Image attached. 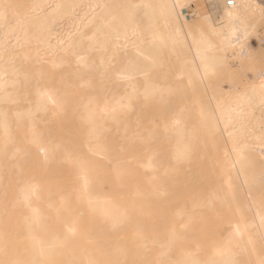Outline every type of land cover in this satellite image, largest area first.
Masks as SVG:
<instances>
[{
  "label": "rangeland",
  "instance_id": "1",
  "mask_svg": "<svg viewBox=\"0 0 264 264\" xmlns=\"http://www.w3.org/2000/svg\"><path fill=\"white\" fill-rule=\"evenodd\" d=\"M147 1L159 2L105 0L118 17L108 24L130 17L139 29L117 46L111 26L97 32L98 16L76 25L83 3L56 18L50 0L28 20L0 101V264L48 263L55 251L58 264H249L257 255L241 246L264 227L263 203L246 199L264 181V0L238 16L242 52L218 42L233 22L228 0H185L182 19L166 23L149 17ZM7 3L0 23L15 13ZM48 25L68 43L53 58L32 50ZM145 53L147 70L130 74ZM45 88L58 97L44 107ZM214 103L230 111L223 127ZM231 150L241 153L236 168Z\"/></svg>",
  "mask_w": 264,
  "mask_h": 264
},
{
  "label": "bare ground",
  "instance_id": "2",
  "mask_svg": "<svg viewBox=\"0 0 264 264\" xmlns=\"http://www.w3.org/2000/svg\"><path fill=\"white\" fill-rule=\"evenodd\" d=\"M4 1L5 0H0V3L3 4ZM6 1H8L7 4L10 5L12 11L14 10L15 13L14 15L12 14L13 17L8 18L6 17L7 13L5 12V10H3V7L1 9V14H3L2 16H5L6 18L4 22L0 23V36L3 37V40H1L0 45V101L3 100L4 96L6 95L4 87L6 85V79L8 77L6 75L7 68L5 64L8 62H12L15 56L17 55L18 47L27 42L26 30L30 17H33L32 19H34L36 18L35 14L37 15V13H43L44 11L42 10V8H44V4L50 0ZM15 1L19 2L18 7H15L13 5ZM104 2L105 0H57V3L55 4V6L52 5L53 7L49 12H51L50 14L56 15V18H61L62 16H74V7L83 3V8H80L78 10L79 16L74 17L76 25L81 27L89 26L94 21V18L98 16L97 18L99 23L97 27V32L101 33L102 25H104V27L111 26V31L108 34V38H112L113 44L116 46L120 42V40H122L123 43H126L127 41L131 40L132 37L137 36L139 33V29L130 17H127L123 22L121 21V23L118 20L116 23L112 22L111 24H108L109 20H113V18L118 19V17L117 15H115V13H105ZM147 3V12L149 17H151L153 20L159 19L162 23H166V21L169 20V18L172 16L179 17L182 19V11L186 9L185 0H159V2L157 3H151L148 1ZM255 3H258V0H233V5L228 6L224 16L226 18H229L233 22L231 25L225 27L218 35V42L220 45H222L221 47L224 49V51H228L231 48L239 50L240 52L245 51L246 45L243 43V41L240 40V36L245 31V29L242 27V25L239 24L238 16L245 10V7L247 5ZM125 8H129V6L126 5ZM31 12H34V14L29 15ZM57 22L55 23L57 24ZM178 28L180 27L178 26ZM8 33H10L9 36L12 37V43L6 42L5 40L7 39ZM37 36L36 41H39V43L35 44L32 50L41 51L42 54H48L49 56H51V58H53V56L57 54V50L64 49L68 45V43L64 45L65 41H62L64 38H58L56 36V28L52 26L50 27L49 25L43 28L41 33L39 35L37 34ZM18 37H21V39L19 40ZM88 38L90 39L91 43L95 42L97 39L94 33H90L88 35ZM209 47L210 45L208 43H205L202 45L201 50ZM201 50L194 49L193 62L198 66V69L196 71L197 77L201 81H206V77L210 69L207 67L208 62L203 61L200 58ZM25 54H27V52H25ZM149 56V53H145L143 57L142 55L141 57L139 56V59L133 62V66L129 70V73H144L150 64ZM37 95L40 100V104L44 107L46 103L54 101L58 97V95H56L54 91H51L48 88L39 91ZM101 109L104 110L103 108ZM213 112L222 127L228 124V120L231 116L229 110L220 109L219 107H216L214 103ZM88 113H95V110L91 109L88 111ZM36 143L38 144V148L42 152L46 151L47 148L45 146L39 144L38 142ZM230 155H232V161L229 165L236 168L239 164V158L241 157V153L239 150H231ZM33 193L34 190L31 187L24 189L22 195L27 204ZM86 200L88 201V203H90L89 197H86ZM102 209L105 211H110L111 209V207L107 204L105 200H102ZM30 210L33 213L32 220L37 221V207L35 205H31ZM255 222L259 223L258 218H256ZM68 231L69 233H71L72 230L69 229Z\"/></svg>",
  "mask_w": 264,
  "mask_h": 264
},
{
  "label": "crops",
  "instance_id": "3",
  "mask_svg": "<svg viewBox=\"0 0 264 264\" xmlns=\"http://www.w3.org/2000/svg\"><path fill=\"white\" fill-rule=\"evenodd\" d=\"M256 185H258V187L255 188L256 192L255 193H252V195L250 197H247V201L250 202V201H253V202H257V204L261 205V203H263L262 205L264 206V181L263 182H257ZM260 207V206H259ZM259 209V215L260 216H264V208L263 210H260ZM249 214L250 215H255L254 212V208H250L249 209ZM264 227L260 226L258 227L257 229V232H258V240L257 241H244L242 242V246L241 248L242 249H257L258 252H257V255H255L256 253L255 252H252L251 254L253 255H250L248 260H249V264H254L256 261L257 264H264ZM244 235H242V238H243ZM83 245H84V242H83ZM52 250V249H51ZM51 252V251H50ZM46 260V258H45ZM45 260L44 262H42V264H58V256H57V252L55 251V256H53V258H50V262L48 263H45ZM247 259L245 256H243L241 258V262H238L236 261L234 264H246L247 262ZM262 261V262H261ZM220 264H222L221 262H219ZM230 262H227V264H229Z\"/></svg>",
  "mask_w": 264,
  "mask_h": 264
},
{
  "label": "built area",
  "instance_id": "4",
  "mask_svg": "<svg viewBox=\"0 0 264 264\" xmlns=\"http://www.w3.org/2000/svg\"><path fill=\"white\" fill-rule=\"evenodd\" d=\"M226 4H227L228 6L233 5V0H228Z\"/></svg>",
  "mask_w": 264,
  "mask_h": 264
}]
</instances>
